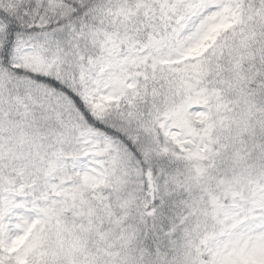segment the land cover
I'll use <instances>...</instances> for the list:
<instances>
[{"label": "snow or ice", "instance_id": "1", "mask_svg": "<svg viewBox=\"0 0 264 264\" xmlns=\"http://www.w3.org/2000/svg\"><path fill=\"white\" fill-rule=\"evenodd\" d=\"M0 264H264V0H0Z\"/></svg>", "mask_w": 264, "mask_h": 264}]
</instances>
